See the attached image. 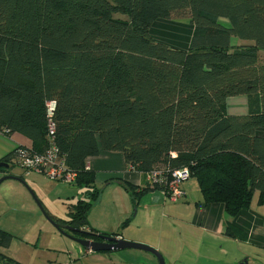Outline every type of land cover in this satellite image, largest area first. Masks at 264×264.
I'll return each instance as SVG.
<instances>
[{
  "label": "trees",
  "instance_id": "obj_1",
  "mask_svg": "<svg viewBox=\"0 0 264 264\" xmlns=\"http://www.w3.org/2000/svg\"><path fill=\"white\" fill-rule=\"evenodd\" d=\"M173 18L192 26L184 49L150 34L155 21ZM260 50L264 0H0V132L32 142L1 161L21 166L20 152L48 148L45 101L54 100V144L77 173L72 186L88 194L69 205L67 220L53 218L80 230L72 235L115 236L83 229L101 194L85 159L100 149L120 151L143 173L188 167L202 200L234 216L254 191L264 203V137L255 133L264 127ZM237 95L247 97V113L228 114L226 100ZM112 181L134 203L162 191ZM225 232L236 229L227 224ZM11 238L0 229V246ZM0 261L21 264L1 253Z\"/></svg>",
  "mask_w": 264,
  "mask_h": 264
},
{
  "label": "crops",
  "instance_id": "obj_2",
  "mask_svg": "<svg viewBox=\"0 0 264 264\" xmlns=\"http://www.w3.org/2000/svg\"><path fill=\"white\" fill-rule=\"evenodd\" d=\"M159 21L169 22L160 19L151 25L150 34L155 40L161 41L154 35V31H159L160 35L168 34L170 37L169 40L161 42L180 49L187 47L191 29L187 31L190 34L186 33L185 36L186 34H180L182 28ZM238 43L236 38H232V45ZM226 110L228 114L247 113V97L245 95L228 97ZM255 133L264 137V127L256 128ZM19 145L30 148L32 142L20 133L0 132V161ZM85 164L94 173V187L99 189L101 186L98 201L86 214L89 223L83 227L85 231L115 234L114 237L144 243L158 250L165 264H237L244 259L247 264H264V203L259 201L258 191L253 192L247 208L240 210L234 216H229L221 203H205L197 181L190 177L183 183L185 193L180 201L175 202L177 203L175 209L167 211L165 204L172 202L168 203L166 195L159 189L148 190L141 195L137 203H134L131 195L118 182L112 181L127 182L137 190L148 184L145 173L130 167L120 151L100 149L98 154L88 156ZM14 167H18L19 170L15 171ZM1 168L3 169H0V178L4 175H12L23 177L24 180L29 172L18 165H14L10 170L8 167ZM32 176L29 173L28 177L32 178ZM8 180L9 182L11 180V183L5 187L3 197H0V217L9 209L24 210L17 203L11 205L8 199V196H12V190L21 197L24 192L22 181L8 178L0 185ZM75 188L81 192L84 190L82 187ZM109 192H113L111 198L113 208L108 210L101 203L108 199ZM87 197L88 194L77 200H86ZM158 212L161 222L157 226H151L149 232V224ZM141 213H143V222L136 220ZM56 219L67 220L68 214L65 218ZM227 224L236 229L234 236L226 234ZM0 229L12 236L8 246H0V253L21 264H156L152 257L141 253L146 252L143 250L92 251L83 246L79 249L71 245L63 246L62 250L60 246L44 244L39 240L31 244L18 239L15 234L1 225Z\"/></svg>",
  "mask_w": 264,
  "mask_h": 264
},
{
  "label": "rangeland",
  "instance_id": "obj_3",
  "mask_svg": "<svg viewBox=\"0 0 264 264\" xmlns=\"http://www.w3.org/2000/svg\"><path fill=\"white\" fill-rule=\"evenodd\" d=\"M115 18L127 19V16L121 12H114L112 14ZM166 22L168 24H173L174 26L182 28V33L185 35L187 31L191 29V24L189 23L187 18H173L167 19ZM225 21V20H223ZM160 23H165L164 21H159ZM158 23V22H157ZM155 37L161 41H167L170 39L168 34L165 36L160 35L159 31H154ZM189 33V32H188ZM187 33V34H188ZM187 34L185 36H187ZM190 34V33H189ZM179 35V34H178ZM240 42V41H239ZM245 43V41H244ZM169 45V44H168ZM259 55L264 60V51L260 50ZM12 169L13 167H8ZM15 171L19 170L18 167H14ZM25 175V179L23 180V194L21 197H18L16 193L12 190V196H8V199L11 201V205L15 203L19 204L24 210L17 211V208L9 209L4 212V215L0 217V225L8 229L10 232L15 234L18 239H22L23 241H28L31 244L35 241L39 240V242H43L44 244H51L55 246H60L59 248L63 250V246L67 247L69 245L77 247L79 249L81 245L76 243L74 240L70 239L67 236L60 235L55 227L52 225L50 220L46 217L48 215L52 219H56L57 217L65 218L68 214V208L70 204H73L78 198L84 197L86 195L77 190L75 187H72L71 184H68L63 181L53 180L48 178L44 173L38 172L35 170H28ZM32 174V178H29L28 175ZM11 180L9 182L6 181L0 185V197H3L5 194L4 189L6 186L10 185ZM101 186H99L100 188ZM123 191V190H122ZM108 199L104 200L101 204H104L106 209L113 208L111 203V198L113 197V192H109ZM163 193V192H162ZM164 194V193H163ZM5 197V196H4ZM22 199L24 202L22 203ZM167 202H172L170 204H165L166 210H174L177 201L173 202L168 197L166 198ZM100 204V205H101ZM160 212V211H159ZM159 212L154 216L153 220L149 224V232L151 230V226H157L161 222V218L159 217ZM145 218V216H144ZM137 221L143 222V213H141L137 218ZM145 220H147L145 218ZM87 218V224H88ZM82 229V228H81ZM60 242V244H59ZM17 243H21L18 242ZM138 243V242H137ZM142 244V243H141ZM144 244V243H143ZM48 251V250H46ZM144 253L158 264V260L155 256L148 252Z\"/></svg>",
  "mask_w": 264,
  "mask_h": 264
},
{
  "label": "built area",
  "instance_id": "obj_4",
  "mask_svg": "<svg viewBox=\"0 0 264 264\" xmlns=\"http://www.w3.org/2000/svg\"><path fill=\"white\" fill-rule=\"evenodd\" d=\"M55 107L54 100L45 101L48 148L42 153L34 154L22 151L20 152L19 161L21 167L42 172L50 179L74 185L77 173L67 166L64 156L59 153L54 144L56 130L54 122ZM85 169H89L88 165H85ZM189 176L188 167L177 168L170 172L158 168L145 172L148 185L159 187L171 201H177L183 197V183L189 179Z\"/></svg>",
  "mask_w": 264,
  "mask_h": 264
},
{
  "label": "water",
  "instance_id": "obj_5",
  "mask_svg": "<svg viewBox=\"0 0 264 264\" xmlns=\"http://www.w3.org/2000/svg\"><path fill=\"white\" fill-rule=\"evenodd\" d=\"M0 166L7 168L9 166L8 163L1 161ZM8 178H14L19 179L20 181L24 182L20 177L18 176H12V175H4L0 178V183ZM46 217L50 220L52 225L64 236L69 237L70 239L74 240L75 242L79 243L84 248L90 249L92 251H110V250H116V249H138L143 250L146 252L151 253L156 257L159 264H165L163 256L161 253L156 250L153 247H150L145 244L136 243L132 241H128L125 239H121L119 237H114L111 235H101V240H92L88 238H80L77 236L72 235L71 233H74L76 231H80L77 228H74L73 226L61 222L54 221L51 217L46 215ZM1 264H14L9 261H2ZM237 264H247L246 259H244L241 262H238Z\"/></svg>",
  "mask_w": 264,
  "mask_h": 264
}]
</instances>
